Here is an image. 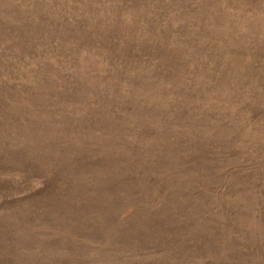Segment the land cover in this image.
<instances>
[{
	"label": "rangeland",
	"instance_id": "rangeland-1",
	"mask_svg": "<svg viewBox=\"0 0 264 264\" xmlns=\"http://www.w3.org/2000/svg\"><path fill=\"white\" fill-rule=\"evenodd\" d=\"M0 264H264V0H0Z\"/></svg>",
	"mask_w": 264,
	"mask_h": 264
}]
</instances>
